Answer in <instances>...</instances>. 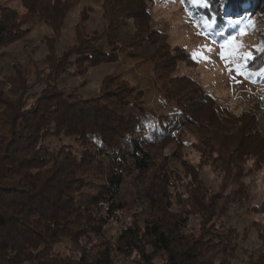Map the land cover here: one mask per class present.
<instances>
[{
  "label": "trees",
  "instance_id": "trees-1",
  "mask_svg": "<svg viewBox=\"0 0 264 264\" xmlns=\"http://www.w3.org/2000/svg\"><path fill=\"white\" fill-rule=\"evenodd\" d=\"M144 1L105 0L102 16L120 12L129 19H143ZM196 7L211 24L212 34L220 31L217 27L224 17L240 19L249 10L264 18V0H206V6ZM21 31L15 12L1 8L0 52L18 40ZM57 51L56 45L48 46L42 79L13 65L12 74L0 82V264H119L123 260L214 264L207 255L215 249L221 254L216 264H229L236 249L228 244L229 238L217 234L214 220L228 209L229 202L245 196L238 164L250 155L251 148L264 150L258 145L254 124L248 127L245 116L220 119L207 96L197 99L195 117L194 107L187 104L180 106L179 114H154L143 107L142 92L125 84L99 97L75 100L59 86L64 66H96L110 61L109 55L88 42ZM262 58L261 67L252 72L264 80ZM191 123L210 134L201 140L204 148L215 154L210 145L213 140L226 153L225 157L217 153L213 164L215 171L224 174L225 187L211 194L197 171L192 173L194 167H186L188 198L184 202L176 196L178 210H173L169 200H160L150 207L144 221H133L115 239H106V224L122 210L119 193L125 175L147 172L152 165L151 150L173 143L180 126ZM67 138L82 150L73 145L52 148V141ZM219 138L224 142H218ZM90 173L103 174L102 203L97 207L91 194L75 200ZM99 209L102 216L92 227L90 219ZM192 215H196V227H188ZM61 244L68 245L73 256L58 253ZM256 260L255 264H264L262 256Z\"/></svg>",
  "mask_w": 264,
  "mask_h": 264
},
{
  "label": "rangeland",
  "instance_id": "rangeland-1",
  "mask_svg": "<svg viewBox=\"0 0 264 264\" xmlns=\"http://www.w3.org/2000/svg\"><path fill=\"white\" fill-rule=\"evenodd\" d=\"M104 1L0 0V9L13 10L22 30L18 40L0 52V82L12 74L13 65L42 79L40 74L49 45H56L60 53L79 42H88L109 55L110 61L80 69L69 64L64 66L59 86L72 93L75 100L99 97L106 90L125 84L142 92V105L149 112L179 114L180 106L187 104L194 107L195 117L197 99L207 96L220 119L248 118L247 126L254 124L260 138L258 145L264 147V80L252 72L261 67L264 56V51L259 50L264 47L261 15L247 10L241 13L240 19L224 17L223 26L217 27L220 31L212 34L208 30L211 26H206L192 0H145L146 17L137 21L120 12L102 16ZM194 52L200 54L196 59H193ZM221 53L229 58L222 59ZM249 56L251 59H246ZM237 66H243L247 75L238 74ZM77 70L80 72L76 73ZM192 124L180 126L173 143L151 150L152 165L147 172L133 171L125 175L119 193L122 210L116 220L106 224V239H115L133 221H144L150 207L160 200H169L173 210H178L176 196L184 202L188 198L185 186L190 177L186 175V167H194L192 173L197 171L211 194H218L225 187L224 174L215 171L213 165L217 163V153L224 152L219 151L213 140L210 145L215 154L209 147L204 148L201 140L210 134ZM217 140L224 142L222 138ZM63 145L82 150L72 139L52 141V148L56 150ZM252 149L238 164L239 182L245 196L240 201L229 202L228 209L214 220L217 234L229 238L228 244L236 249L229 264H255L257 258H264V150ZM83 184L75 200L91 194L95 198L93 205L99 206L103 174L90 173ZM100 216L99 209L90 219V226H95ZM195 224L196 215H192L188 227H196ZM57 251L73 256L72 249L65 244ZM219 252V249L211 251L207 259L216 264L221 256ZM119 264L133 263L123 260Z\"/></svg>",
  "mask_w": 264,
  "mask_h": 264
},
{
  "label": "snow or ice",
  "instance_id": "snow-or-ice-1",
  "mask_svg": "<svg viewBox=\"0 0 264 264\" xmlns=\"http://www.w3.org/2000/svg\"><path fill=\"white\" fill-rule=\"evenodd\" d=\"M193 3H196V4H200V5H204L206 6V0H192ZM206 23V26L210 27L211 24L209 22H205ZM260 51H264V47L260 48L259 49ZM208 51H211V49H208ZM200 55V54H197V53H193V59H196L197 56ZM222 59H228L229 57H226L224 55V53H221L220 54ZM231 55V53H229V56ZM202 58H206V57H202ZM246 59H251V57H247ZM235 71H237L238 74H241V75H247L244 71H243V66H237Z\"/></svg>",
  "mask_w": 264,
  "mask_h": 264
}]
</instances>
